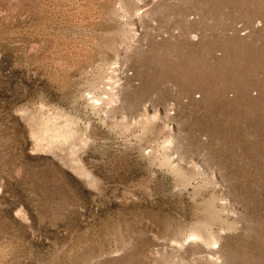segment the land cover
<instances>
[{
  "label": "rangeland",
  "instance_id": "rangeland-1",
  "mask_svg": "<svg viewBox=\"0 0 264 264\" xmlns=\"http://www.w3.org/2000/svg\"><path fill=\"white\" fill-rule=\"evenodd\" d=\"M0 264H264V0H0Z\"/></svg>",
  "mask_w": 264,
  "mask_h": 264
}]
</instances>
